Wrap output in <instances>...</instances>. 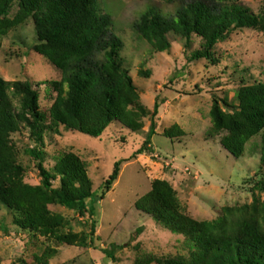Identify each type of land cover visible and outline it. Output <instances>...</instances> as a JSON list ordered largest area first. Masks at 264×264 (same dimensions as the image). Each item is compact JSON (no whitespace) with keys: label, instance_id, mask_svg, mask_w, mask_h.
<instances>
[{"label":"rangeland","instance_id":"374dc122","mask_svg":"<svg viewBox=\"0 0 264 264\" xmlns=\"http://www.w3.org/2000/svg\"><path fill=\"white\" fill-rule=\"evenodd\" d=\"M185 0H99V11L111 17L114 33L122 42L121 58L136 87L140 104L151 114L155 103V134L148 151L144 146L152 118L142 120L139 133L111 124L99 138H91L62 127L58 134H43L45 169L55 178L51 189L60 187L54 172L57 159L74 155L85 164L91 192L99 199L97 225L90 244V218L85 213L47 202L46 211L58 227L57 236L43 235L16 225L17 213L0 206V264H161L179 258L187 260L190 248L177 236L156 224L151 216L138 211L135 204L156 180L168 183L175 191L184 213L197 222H211L227 210L248 212L257 199L264 207V195L253 194L263 178L260 162L261 134L246 145L241 158L234 159L219 145V138L207 139L211 127L209 112L214 97L231 102L243 78L247 84L264 83V34L238 30L215 48V61L189 62L200 49L201 40H185L168 34L170 48L162 53L133 29V24L149 10L173 15ZM253 14L264 9V0H238ZM12 9L11 18L16 14ZM37 44L31 20L9 32L0 47V77L6 82L29 81L33 86L60 81L62 73L34 52ZM148 72L142 77L139 72ZM40 108L47 113L55 94L40 85ZM13 102L15 99L10 96ZM167 134L175 136L169 139ZM8 153L15 166L22 168L21 184L32 198H40L42 179L34 157L25 154L35 146L27 129L8 138ZM120 162L117 180L109 190L105 182L114 164ZM89 203V202H88ZM71 236L74 242L61 243L57 237ZM84 240L85 244H79ZM112 245L113 260L106 257ZM161 262V263H160Z\"/></svg>","mask_w":264,"mask_h":264},{"label":"trees","instance_id":"16d2710c","mask_svg":"<svg viewBox=\"0 0 264 264\" xmlns=\"http://www.w3.org/2000/svg\"><path fill=\"white\" fill-rule=\"evenodd\" d=\"M238 0H185L173 15L149 10L133 24L134 31L152 50L162 53L170 48L168 34L185 40L188 46L193 36L201 40L200 49L189 62L215 61V48L238 30H254L264 34V9L253 14L237 4ZM17 11L11 18L12 9ZM31 20L37 44L35 53L44 57L62 73L60 81L33 86L29 81L6 82L0 77V206L17 213L16 225L23 229L57 236L56 222L46 211L47 202L85 213L90 218V244L97 225L96 205L99 199L91 192L85 164L74 155L57 159L54 172L60 177V187L51 189L55 178L44 167L43 134H58L62 127L82 135L99 138L113 123H119L132 133L142 130V120L152 118L144 146L137 154L148 151L155 134V103L150 114L139 102L137 89L121 58L122 42L114 33V23L99 11V0H0V47L9 32ZM148 77V72H139ZM40 85L49 86L55 94L47 113L40 108ZM12 96L15 102L10 98ZM211 127L206 138H219V145L234 159L242 157L245 145L261 134L260 162L264 164V83L247 84L242 78L233 100L214 97L209 112ZM20 129H27L35 142L26 149L34 157L42 179L40 198H32L21 184L22 168L15 166L8 153V138ZM169 139L175 138L167 134ZM120 162L114 164L105 182L109 190L117 180ZM264 195V175L253 187ZM89 202V203H88ZM257 199L248 212L227 213L211 222H197L181 208L172 187L160 180L135 208L153 219L165 230L183 236L190 248L187 260L179 258L161 264H264V207ZM62 243L71 244L74 237L59 236ZM84 245V240H79ZM121 249L112 245L106 257ZM37 264H48L36 260ZM113 264H115L113 262Z\"/></svg>","mask_w":264,"mask_h":264}]
</instances>
